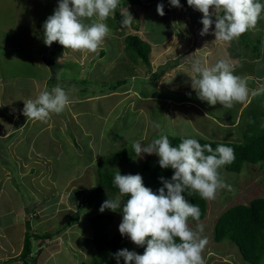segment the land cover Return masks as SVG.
Wrapping results in <instances>:
<instances>
[{
    "label": "rangeland",
    "instance_id": "rangeland-1",
    "mask_svg": "<svg viewBox=\"0 0 264 264\" xmlns=\"http://www.w3.org/2000/svg\"><path fill=\"white\" fill-rule=\"evenodd\" d=\"M259 2L264 4V0ZM158 3L163 4V16L156 11ZM180 4L181 7L177 8L170 5V0H119L117 9L104 21L110 29L106 36L107 45L103 42L97 53H93L86 62L89 67L96 66L95 62L102 57L100 51L105 48L102 62L106 63L109 58L114 57L107 50L110 47H124L123 37L131 32L150 44L149 65L153 64L155 67L156 63L166 62L165 66L158 69L160 71L166 67L165 74L161 75L155 69L156 73L153 72L149 77V66L141 61L133 62V57L123 51L124 53L115 57L117 62L111 68L104 73L98 68L96 74L84 77L89 82L82 85L79 83L77 87L87 88L86 94L97 95L114 90L117 86V92L129 89V94L116 96L110 93L111 95H103L101 98L90 97L86 101L82 98L85 92L75 87L76 99L72 102L70 89L68 90L70 87L67 85H73L75 81L61 78V74L56 71L59 64H62L61 72L65 75L66 63L63 61L66 60L64 57L67 49L55 43V50L60 52L58 64L53 65L55 83L68 92L70 105L62 113L52 114L47 122L31 119L23 122L24 104L19 99L17 102L16 97L19 96L15 91L16 88L24 93L26 90H34L30 87L27 75L38 74L39 71L32 68L42 66V54V73H45L44 79L37 83V95L40 91H50L52 88L47 85L52 73L48 60H53V54L45 48L43 42V22L58 6V0H0V28H5V42L10 45L8 52L11 53L13 69L11 80L16 87L9 86L10 91L5 86L2 87L0 105L10 118H0V130L9 127L12 131L22 124L20 134L8 145H0V169L8 171L10 168L9 185L16 190L19 199L5 200L4 197L9 195L7 191L6 196L4 194L0 198L6 211L10 207H23L26 210L24 221L30 220L31 232L37 234L43 231L50 234L47 240L32 241L31 258L34 264H88L92 256L96 255L91 241L90 217L100 211L91 208L88 203L80 207L75 198L80 197L87 202V194L95 191L98 162H101L105 171L139 172L147 158L154 165L158 163L159 157L154 153H143L136 157L134 142L146 147L161 134L242 142L241 133L248 128V121L251 123L253 116L260 120L261 113L264 112V40H261L260 49L256 52L258 58L242 43L249 42V39L254 43L260 26L264 25V12L254 29L245 32L238 39L221 42L215 40L214 24L207 34L200 35L203 14L189 6L187 0H180ZM126 9L133 17L131 24L136 25L135 31H131L130 26H122L121 21L117 22L116 11L121 15ZM212 19L215 20V17ZM178 48L183 50H177ZM2 50L0 48V53ZM70 52L74 51L70 49ZM220 59H228L233 63L234 74L248 82V100L243 103L234 102L231 108H225L220 103L210 105L199 99L191 88L192 63L200 60L211 66ZM45 65L48 66V71H45ZM122 80L124 83L117 84ZM253 91H259V94L253 96ZM171 96L177 100L181 96L193 102L163 100V97ZM232 120H236L239 126L231 129L227 123ZM152 123L159 124L160 129L154 128ZM250 123L249 129L253 128ZM29 128H32L34 134ZM88 128L89 131L83 134V130ZM13 132L14 130L11 133ZM118 150H124L126 156L115 158L111 155ZM20 163L25 166L19 168L17 165ZM218 171L221 179L231 186V190L221 189L214 200H207L204 218L201 221L188 219L189 227L197 230L198 223L204 225L200 235L208 241L202 251L205 264H253L242 258L234 243L226 240L215 242L212 239V230L218 215L228 207L249 203L255 197H264L261 164L244 162L239 172L228 171L224 165ZM24 173L25 177L22 175ZM105 194L107 199H116L120 195L106 191ZM124 202L125 196L122 197L121 209ZM121 209H105L101 212L112 216L105 231L119 233ZM75 214L77 220L68 223L69 217ZM13 218L6 213L0 216L4 223L13 221ZM22 225L25 228L24 222L16 224L15 230ZM11 232L12 236L17 237L12 230ZM8 235V232L0 233V253L5 250L15 252L4 259L19 254L16 251L22 245V242L14 240L13 237L12 248L5 246V242H10ZM124 237L129 243V250L136 252L135 244L126 235ZM258 264H264V258Z\"/></svg>",
    "mask_w": 264,
    "mask_h": 264
},
{
    "label": "clouds",
    "instance_id": "clouds-1",
    "mask_svg": "<svg viewBox=\"0 0 264 264\" xmlns=\"http://www.w3.org/2000/svg\"><path fill=\"white\" fill-rule=\"evenodd\" d=\"M118 4L119 0H58V6L43 22L44 44L51 46L58 42L64 49L97 53L110 33L104 21ZM187 4L203 14L200 35L207 34L214 24L215 40L221 42L238 39L254 29L264 12V4L259 0H187ZM170 5L181 7L180 0H170ZM156 11L161 16L165 14L162 3L157 4ZM121 16L122 26L132 23L133 17L127 9ZM234 67L228 59H220L211 66L195 60L191 88L199 99L213 106L220 103L231 108L234 102L243 103L249 97L248 82L234 74ZM258 94L259 91L251 93ZM70 102L68 92L57 85L50 91H40L35 98L23 100L22 114L31 120L47 122L52 114L62 113ZM152 126L161 127L156 123ZM133 149L136 157L143 153L156 154L161 168L174 171L171 179L159 178L163 186L158 193L144 186L138 173L122 175L118 171L115 174L113 182L120 195L106 199L99 211L121 209L122 197L130 194L123 203L118 230L135 245H146L143 254L127 248L118 250L113 254L117 264L121 258L124 264H205L202 251L208 241L200 235L204 225L198 223L197 230H193L188 224L189 217L199 221L200 209L183 193L188 188L198 192L202 199L214 200L219 190H231L218 170L235 159L234 149L220 144L213 150L209 144L201 145L194 138L182 139L176 147L164 134L146 147L134 142Z\"/></svg>",
    "mask_w": 264,
    "mask_h": 264
},
{
    "label": "trees",
    "instance_id": "trees-1",
    "mask_svg": "<svg viewBox=\"0 0 264 264\" xmlns=\"http://www.w3.org/2000/svg\"><path fill=\"white\" fill-rule=\"evenodd\" d=\"M117 22L122 20V16L119 14L118 10L115 13ZM131 31L136 30V25L130 24ZM261 40H264V25L260 26V32L255 36L254 43L249 39V42L242 43L244 47L254 53L253 55L258 58ZM124 41V51L129 57H133V62L141 61L145 65H149V52L150 44L145 40L141 39L135 33H128L123 38ZM246 41V39H245ZM264 42V41H263ZM60 49V48H59ZM61 51V49H60ZM242 52V51H240ZM132 55V56H131ZM49 61V60H48ZM51 63L50 67L52 69L51 78L48 80V86L54 87L55 83V72L54 66L56 61H49ZM158 72H161L158 71ZM264 76V75H263ZM89 82L88 79L81 81ZM124 83V81H119L117 84ZM117 86H115L116 89ZM76 88L80 91H86L87 88ZM69 89V88H68ZM116 91V90H115ZM260 120L253 116V121L250 123L253 128L249 129V132L242 135L243 141L235 140H211L201 137H186V136H170L167 135L172 146L178 147L182 139L194 138L201 145L209 144L213 150L217 145L223 144L225 146L234 149L235 159L225 165L228 171L239 172L242 168L244 162L250 163H260L262 174L264 175V112L261 113ZM262 121V122H261ZM210 153L205 152V155ZM113 157L118 158L120 156L125 157L126 152L123 150L115 151L111 154ZM173 169L167 168L163 169L159 166V163L154 165L150 164V159L147 158L143 162L141 170L139 172L129 171L121 172L120 174H140L143 179V184L149 187L154 193H158V189L163 186L160 177L165 179H171L173 174ZM118 171H105L101 167V162H98V182L95 191H91L87 194V203L91 208L99 210L101 204L107 199L106 193L117 194L119 193L118 188L114 184V176ZM130 195V194H129ZM129 195H125L126 200ZM183 195L185 198L200 209V219L201 221L207 209V200L202 199L200 194L192 189L186 188ZM112 216L110 214H104L97 212L94 216L90 217L92 232L91 241L96 250V255L92 256L89 264H117L116 259L113 254L120 249L129 248V243L124 236L120 233L111 234L106 230V227ZM189 220L196 221L189 217ZM68 223H74L77 220V214L69 217ZM30 220L24 222L25 230L22 240L21 249L19 254L15 257L6 258L2 261L3 264H34L31 258L32 254V241L34 239H47L50 234L46 232H40L34 234L31 232L32 228L29 225ZM176 242H180L179 238H175ZM212 239L215 242L230 241L234 243L241 254L242 258L250 263L258 264L264 258V197H255L250 200L249 203L235 204L224 210L215 220L212 230ZM145 246L135 245V250L138 254H143ZM119 264H124L123 258L120 259Z\"/></svg>",
    "mask_w": 264,
    "mask_h": 264
},
{
    "label": "crops",
    "instance_id": "crops-1",
    "mask_svg": "<svg viewBox=\"0 0 264 264\" xmlns=\"http://www.w3.org/2000/svg\"><path fill=\"white\" fill-rule=\"evenodd\" d=\"M0 30H1V33H0V42H2V45L0 44L1 45L0 48L3 49L2 52L0 53V90H1V93L0 94H2V87L5 86V88H8L9 86H13L12 80H11V78H12L11 77V74H13L12 73L13 72V69H12V65H11L12 64L11 63V53L8 52V50L10 49V45H7L8 42H5V39H6L5 38V34H4L5 28L4 27H1ZM128 33L129 32H127L126 34H128ZM181 35L182 36H185V34H181ZM113 37L116 38V36H113ZM114 39H113V41H114ZM106 41H107V37L104 39V42H106ZM55 43L57 44L58 42H53L51 46H46L45 45V48L48 49V51L51 54H53V60H49V61H54V58H55V61L57 62L58 61V56H59L60 52L58 50L59 48H57L58 51L55 50V47H56V44ZM106 45H107V42H106ZM60 49L63 50V48H60ZM102 49L105 50V48H102ZM104 50H102L103 52L100 51L102 57L100 59H98L96 62L94 61L95 64H97V65L96 66L91 65L89 67L88 64H86V62L88 61L87 59L93 53H89L87 51H74V52H70V49H67L66 56L64 57V58H66V60L63 61V62L66 63V72H65V75H64V73L61 72V69L63 68V65L62 64H59L60 67H58V69H56V71L61 74V78L62 77H65L67 79V81H69V80H74L75 81V82L73 81L74 82L73 85L72 84H68L67 85V86L70 87L69 88L70 90L69 89L68 90L71 92L70 94H71V97L73 99L72 102H74L75 99H76V97H75V91H74L75 90V87L78 86L79 83H80V85H82L81 84V81H85V79H84L85 76H87L89 74L90 75H93V73L96 74V71H97L98 68H100L99 70L104 73L109 67L111 68L117 62V60H116L115 57H117L120 54L124 53L123 52L124 51V47L123 46L120 47V48L119 47H112V48L110 47L109 50H107V52H108L109 55H112L114 57L109 58L108 61L105 63V62H102V58H104L103 57L104 56ZM177 50H183V49L178 48ZM159 53L160 52H158V54ZM179 53H181V52H179ZM42 55H41L42 66L39 67V68H32V70H34V71H39L38 74H36V75H34V74L27 75V77H29L28 80L31 83L30 84V87L33 88L34 90H32V91H30V90L27 91L26 90V92L24 93V92L20 91L21 89H18L15 86H13V87L16 88V91L15 92L16 93L18 92V96L19 97H16L17 98V102H18V99H19V102H23V100L32 99L33 97H36L37 96V91H38V89H37L38 88L37 87L38 84L37 83L40 80L44 79V73H45V72L42 73V71H43L42 70L43 69L42 67L44 65L43 64L44 63V57ZM50 55L48 54L49 57H51ZM153 57L154 58L157 57L155 55V53H153ZM93 59H95L94 56H93ZM165 63H162V64L161 63H156L155 67L153 66V64L148 65L149 68L151 69L150 70L151 75L149 77L152 76V74H153V72H154L155 69H156V71H158V69H160L162 66H165ZM57 64H58V62H57ZM134 66L137 67V65H134ZM45 71H48V66H46V65H45ZM166 71H167V68L165 67V69H161V72H159V74H161V75L162 74H165ZM154 73H156V72H154ZM21 75H23V72H22ZM262 78H263V76H262ZM98 79H100V78H98ZM6 83H9V84L6 85ZM166 83H168V82H166ZM55 86H57V84ZM10 90H11V88H8V91H10ZM115 90L116 89L111 90L109 92H105V93L101 92L100 94H97V95L86 94V91H84L85 92V95H83L82 98H84V99H86V101H88V100H90V97L101 98L103 95L104 96L111 95L110 93H113L116 96H119V94L122 95L123 93L129 94V89L128 90H123V91H120V92H117ZM30 95H31V97H29ZM165 99H167V100H169V99L171 100L172 99L173 101L176 100L179 103H184V102H181L180 100L190 101V100H186V99L182 98L181 96L179 97L178 100H177V98L175 99L172 96L171 97H163V100H165ZM14 101H15V99H14ZM190 102H193V101H190ZM185 105H187V104L185 103ZM4 116L10 118V116H7V114L4 112V108H2V106L0 105V118H3ZM17 116L20 117L18 112H17ZM26 119H28V118H26L24 116V119H22L23 122H26ZM230 122L231 123H227V125H229L231 127V129L232 128H236V127L239 126L237 124L236 120H232ZM249 122L250 121H248V123H247V127L248 128L247 129L245 128V130L241 133L242 135L243 134H246L247 132H249ZM19 126H18V128L16 127L17 129L16 128L13 129L14 130L13 133H11L13 130L10 131L9 127L2 129V131L0 130V136H1L0 137V145H4V146L8 145L9 142H11L15 138V136H17V134H20V132H22V129H21L22 124L19 125ZM51 128L52 127H49V129H51ZM31 129L29 128V131H31ZM39 131H41V128H40ZM88 131H89V128L87 130L86 129L83 130V132H84L83 134L87 133ZM31 132H33V130ZM25 133H27L26 132V128H25ZM33 134H34V132H33ZM237 134H239V133H237ZM17 166L19 168H21V167H24L25 165H24V163H22V164L20 163ZM4 171L5 170H1L0 169V178H1L0 179V181H1L0 182V185H1L0 186V196H4L5 192L7 191L9 193V195L6 196V194H5V196H6V197H4L5 200H12V198H14L15 200L16 199H19L18 198V195L16 193V190H14V188L9 185L10 184V181H11V175L9 173L10 172V168H8V171H5V172ZM22 175H23V177H25L24 176L25 173L22 174ZM40 209H42V208H40ZM5 213L7 215H12L14 218H13V221L8 222V223H4L3 221L0 220V233L2 234V232H6V233L8 232V234H9L8 237L10 239V242H5L4 245L5 246H10L12 248L13 244L11 242L13 241V237L14 236H12L11 230L17 236V237H14V240H19V242H22V240H23L24 230H25L24 226L23 225L22 226H18V230L16 231L15 230V225L18 224V223L19 224H23V222H25L24 221L25 220L24 219V214H26V210L23 207L22 208L21 207H19V208L10 207L9 210L6 211L5 210V205H3V202L1 201V198H0V216L4 215ZM5 230H7V231H5ZM40 232H43V231H40ZM45 240H47V239H45ZM20 249H21V246L19 247L18 251H16V252H19ZM14 252L11 251V250L2 251L0 253V259L4 258L5 256H11Z\"/></svg>",
    "mask_w": 264,
    "mask_h": 264
},
{
    "label": "built area",
    "instance_id": "built-area-1",
    "mask_svg": "<svg viewBox=\"0 0 264 264\" xmlns=\"http://www.w3.org/2000/svg\"><path fill=\"white\" fill-rule=\"evenodd\" d=\"M76 202H77V204H78L80 207H82V206L84 205V200L81 199V198L77 199ZM0 264H3L2 261H1V259H0Z\"/></svg>",
    "mask_w": 264,
    "mask_h": 264
}]
</instances>
